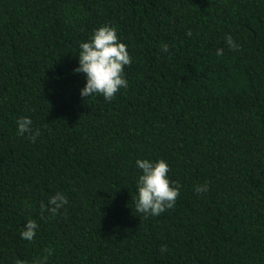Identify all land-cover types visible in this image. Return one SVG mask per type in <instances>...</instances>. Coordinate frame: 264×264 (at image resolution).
<instances>
[{
	"label": "trees",
	"instance_id": "obj_1",
	"mask_svg": "<svg viewBox=\"0 0 264 264\" xmlns=\"http://www.w3.org/2000/svg\"><path fill=\"white\" fill-rule=\"evenodd\" d=\"M101 26L132 60L107 102L74 72ZM138 159L180 185L160 216L135 209ZM47 248V264H264V0H0V264Z\"/></svg>",
	"mask_w": 264,
	"mask_h": 264
},
{
	"label": "clouds",
	"instance_id": "obj_2",
	"mask_svg": "<svg viewBox=\"0 0 264 264\" xmlns=\"http://www.w3.org/2000/svg\"><path fill=\"white\" fill-rule=\"evenodd\" d=\"M187 35H192L191 30ZM225 42L231 50H239L240 46L236 44L231 35L225 37ZM79 48V66L74 69V72L83 73L87 78L84 88L80 91L82 98L102 95L107 102L111 101L121 89L128 87L124 69L131 65L132 60L128 46L120 42L115 27H99L94 31L90 41L80 43ZM161 50L168 53V45H161ZM223 52L224 49H217L216 55L222 56ZM31 125V119L20 118L17 121V134L21 136L28 134V138L34 143L39 136V130L33 132ZM136 165L142 172L136 183L138 195L135 209L137 213L143 214L145 217L160 216L167 210L173 209L180 196V185L178 182L169 180L170 168L168 164L164 160L153 163L138 159ZM207 190V184L198 185L195 188L197 194H202ZM67 204L66 196L58 192L48 199L47 205L41 202L40 209L42 213L47 211L55 216ZM37 228V223L29 219L20 233L21 238L25 241H33ZM166 250V246L161 248V252ZM44 252L46 254L35 264H47V259L53 254V249L47 248ZM15 264H26V262L16 260Z\"/></svg>",
	"mask_w": 264,
	"mask_h": 264
}]
</instances>
